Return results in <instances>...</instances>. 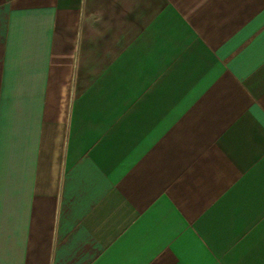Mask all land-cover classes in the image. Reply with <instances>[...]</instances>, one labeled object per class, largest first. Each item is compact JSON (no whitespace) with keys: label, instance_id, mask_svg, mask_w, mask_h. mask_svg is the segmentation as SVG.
I'll return each mask as SVG.
<instances>
[{"label":"crops","instance_id":"crops-1","mask_svg":"<svg viewBox=\"0 0 264 264\" xmlns=\"http://www.w3.org/2000/svg\"><path fill=\"white\" fill-rule=\"evenodd\" d=\"M0 264H264V0H0Z\"/></svg>","mask_w":264,"mask_h":264}]
</instances>
